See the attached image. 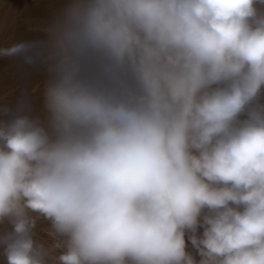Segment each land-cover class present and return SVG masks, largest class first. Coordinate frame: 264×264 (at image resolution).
<instances>
[{"label": "clouds", "instance_id": "clouds-1", "mask_svg": "<svg viewBox=\"0 0 264 264\" xmlns=\"http://www.w3.org/2000/svg\"><path fill=\"white\" fill-rule=\"evenodd\" d=\"M48 31L47 125L0 123L7 264H46L29 211L59 264H264V0H73Z\"/></svg>", "mask_w": 264, "mask_h": 264}, {"label": "rangeland", "instance_id": "rangeland-1", "mask_svg": "<svg viewBox=\"0 0 264 264\" xmlns=\"http://www.w3.org/2000/svg\"><path fill=\"white\" fill-rule=\"evenodd\" d=\"M73 0H0V49L25 44V51L13 56L0 55V123L10 122L16 116H28L47 125L49 113L44 104V92L51 79L47 55L53 26ZM259 7V6H258ZM264 93V89H262ZM264 103V95L261 96ZM244 118L243 116L241 117ZM35 220L32 236L36 244L47 252L46 264H59L58 257L65 248L64 238L53 234L51 222L38 213L30 212ZM12 224L0 222V235L12 232ZM203 228H198L199 236ZM186 231L185 244L196 261L201 259ZM0 264H7L0 245Z\"/></svg>", "mask_w": 264, "mask_h": 264}]
</instances>
